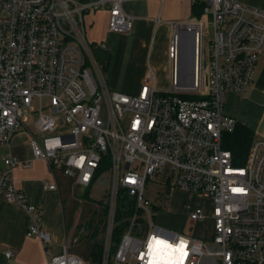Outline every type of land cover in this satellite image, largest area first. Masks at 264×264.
Here are the masks:
<instances>
[{"label":"built area","instance_id":"1","mask_svg":"<svg viewBox=\"0 0 264 264\" xmlns=\"http://www.w3.org/2000/svg\"><path fill=\"white\" fill-rule=\"evenodd\" d=\"M128 1L149 0H0V149L29 122L40 134L29 141L31 159L0 155V203L30 214L28 235L49 254L41 209L17 187L16 168L44 161L82 191L103 184L106 173L100 264H161L166 246L169 264H264V139L253 141L244 165L224 147L238 123L225 97H244L254 84L264 11L242 0H189L201 13L173 24L169 88L159 89L150 68L131 95L109 86L96 57L97 44L107 45L92 42L86 25L87 14L104 10L109 31L130 33ZM149 181L211 198L212 240L157 225ZM44 189L58 185L46 180ZM122 195L134 200L135 213L113 251ZM190 218L206 219L201 212ZM49 264L86 263L65 247Z\"/></svg>","mask_w":264,"mask_h":264},{"label":"crops","instance_id":"2","mask_svg":"<svg viewBox=\"0 0 264 264\" xmlns=\"http://www.w3.org/2000/svg\"><path fill=\"white\" fill-rule=\"evenodd\" d=\"M242 1L249 6L264 11V0ZM154 2L158 5L160 4L159 0H154ZM189 14L192 16V4H189ZM159 16L160 12H158L156 17L158 18ZM154 17L155 15L151 16L147 14L139 19L140 24L143 23L147 27L146 30L145 28L141 31L139 30V33L133 38L131 44L119 46L115 41H111L110 35L117 36L116 34L118 33L109 31V14L107 11L92 12L86 15L87 31H91L94 37L99 23L100 25L105 24L106 30L100 39L106 45L110 43L111 48H109V45L106 48H102L97 44L96 51H98L96 53L99 52L98 54L101 55V60L103 61V66L101 65L102 69L104 68L109 72V68L111 67L110 75L114 71L117 72L118 76L122 75L124 77V80H121V86L119 85V79L111 76L110 78L108 77L110 85L117 88L120 92L135 95L144 82L147 65L149 64L147 57L149 48L151 47L148 24L152 23ZM156 17L155 20L157 19ZM96 40L98 39H91L92 42H96ZM102 49L110 50L107 54L102 52ZM134 73H140L139 78L134 79L136 84L140 86L137 88L129 87L126 80L127 77L132 76ZM263 91L264 50L257 66L254 84L246 95L244 97H238L234 93L228 94L229 96L227 95L228 97H233L234 101L232 107L229 109V114L226 113L238 119L239 123L248 126L254 132L255 140L264 139V104L260 105L256 103L251 98V95L262 94L263 96ZM14 138L7 146L9 153H12L21 161L31 159L32 152L30 146V153L28 155L18 153L15 151ZM48 170L46 163L38 160L33 162L29 169H24L22 166L17 167L15 177L17 187L24 192L27 201L39 207L41 213L43 212L42 229L47 231L51 236L50 253H46L39 237L28 235V229L32 222L30 214L21 207L2 201L0 203V264H49L52 256L61 254L65 247H67L70 254L80 257L86 264H100L99 262H95L93 251L95 246L100 245L103 239V216L97 217V213L94 211L97 208L94 206L95 203H88L87 200H83L82 203L91 206V209H86L82 213L81 218L77 219V223L71 220L68 221L57 210V206L59 208V193L44 189V181H54ZM71 181L72 184H75V179L72 178ZM59 191H61L60 187ZM75 239H77L76 242ZM7 251H13L14 255L10 258L6 257L5 253Z\"/></svg>","mask_w":264,"mask_h":264},{"label":"rangeland","instance_id":"3","mask_svg":"<svg viewBox=\"0 0 264 264\" xmlns=\"http://www.w3.org/2000/svg\"><path fill=\"white\" fill-rule=\"evenodd\" d=\"M189 4L191 2L189 0H167L166 3L159 5L154 2V0L150 1H128L124 3L123 9L126 14L135 18L133 22V28L130 33H121L116 34L117 36L110 35L112 40L115 41L119 46L124 44H131L133 38L141 31L143 28H146L145 24H140L139 19L143 16L150 14L151 16H157L158 12H160V23L156 25L155 17L153 18L154 22H150L148 25V29L150 32V44L147 61L149 64L147 65L146 73H148L149 69L152 68L155 72L156 82L161 90H166L169 88V74H170V35L173 31V24L183 23L188 21L191 17L189 14ZM157 18V17H156ZM105 24L97 26V32L95 37L93 36L91 31H87L88 38L91 40L92 38L98 39L96 42L100 43L103 41L101 38L104 35L106 28ZM208 36V35H207ZM109 48H111L110 43ZM110 49L103 50L104 53H109ZM98 51V50H97ZM96 51V52H97ZM167 51H168V60H167ZM99 53V52H98ZM96 53V57L98 59V63L100 66H103V61L101 60V55ZM114 63V59H113ZM104 75L109 83L108 77H113L115 79H119V85L121 86V80H124V77L121 75H117V72L113 71V74L110 75L111 67L109 68V72H107L103 68ZM109 74V75H108ZM140 73H134L132 76L127 77L126 80L128 82V86L132 88L140 87L136 84L134 79L139 78ZM109 86L118 91L117 88ZM127 93V92H126ZM229 96V95H228ZM225 97L226 103V112H230L229 109L233 105V97ZM251 98L255 100L256 103L263 105L264 98L262 94H252ZM44 103L46 101L44 100ZM34 109L39 107V102L35 101ZM229 114V113H228ZM28 129L23 128V130L17 134L14 138V144L16 145V150L18 153H24L28 155L30 153L29 149V140L33 136H40L38 131L36 130L33 123H28ZM9 153V148L4 146L0 149V155L3 156ZM47 165V164H46ZM48 167V173L54 178V181L58 185L59 193V208L57 206V210L59 213L65 216V218L72 222L77 223V219L81 218L82 213L86 209H91V206L83 204V200H87L88 203H95L94 206L97 208L94 210L97 213V217H102L104 214V205L106 203V193L109 189L108 174H104L103 184L95 183L90 188L89 197L85 198L84 192L78 187L76 184H72V178L66 177L63 173L56 171L52 172L50 167ZM54 176V177H53ZM71 179V180H70ZM59 187L61 191H59ZM162 188V189H161ZM147 197L157 205V209L153 210L156 213L155 223L168 229V231L172 233L184 234L187 236H192L197 240L210 242L212 240L213 235V201L211 198H207L200 194H192L188 191H184L175 187H168V189H164V187L157 184V181L148 182L147 184ZM201 212L204 214L206 219L200 222H193L191 220V214ZM43 213V212H42ZM123 220H126L125 218ZM101 260V255L99 262ZM113 264V263H112Z\"/></svg>","mask_w":264,"mask_h":264},{"label":"trees","instance_id":"4","mask_svg":"<svg viewBox=\"0 0 264 264\" xmlns=\"http://www.w3.org/2000/svg\"><path fill=\"white\" fill-rule=\"evenodd\" d=\"M81 2H88L90 0H79ZM201 10L192 6V16L200 15ZM254 132L246 125L237 123L235 130L232 133L225 135L224 147L232 152L233 161L236 165H244L249 153L250 147L254 141ZM90 188L83 194L85 198L89 197ZM155 210L157 207H154ZM135 213L134 200L122 195L117 205L116 228L113 235V251H115L120 243L122 236L129 226L130 219ZM126 220H123V219ZM101 255V245H96L93 251L95 262H99ZM112 264V263H110ZM114 264V263H113Z\"/></svg>","mask_w":264,"mask_h":264},{"label":"bare ground","instance_id":"5","mask_svg":"<svg viewBox=\"0 0 264 264\" xmlns=\"http://www.w3.org/2000/svg\"><path fill=\"white\" fill-rule=\"evenodd\" d=\"M170 251H168V246H166L163 250V255L159 256L161 264H169L170 259Z\"/></svg>","mask_w":264,"mask_h":264}]
</instances>
